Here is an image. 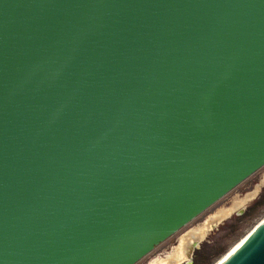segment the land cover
<instances>
[{
  "label": "water",
  "instance_id": "1",
  "mask_svg": "<svg viewBox=\"0 0 264 264\" xmlns=\"http://www.w3.org/2000/svg\"><path fill=\"white\" fill-rule=\"evenodd\" d=\"M263 167L264 0H0V264H137Z\"/></svg>",
  "mask_w": 264,
  "mask_h": 264
},
{
  "label": "rangeland",
  "instance_id": "2",
  "mask_svg": "<svg viewBox=\"0 0 264 264\" xmlns=\"http://www.w3.org/2000/svg\"><path fill=\"white\" fill-rule=\"evenodd\" d=\"M246 196L248 198L244 199ZM263 200L264 167L242 182L176 234L158 245L137 264H172L174 259L180 262L183 260V256L179 251L181 243L179 239L190 232L199 230L209 217L228 208L227 211L231 213L210 227L201 239H198L196 243L194 242L195 244H191L192 248L190 250L187 249L185 258L182 262V264H202L197 262V260L207 254L210 256V261L207 264H213L225 254L234 243L240 240V238H242L262 217H264ZM254 205L259 207L251 212L249 211L250 213H248V216L244 219H239ZM178 262L177 264H179Z\"/></svg>",
  "mask_w": 264,
  "mask_h": 264
},
{
  "label": "bare ground",
  "instance_id": "3",
  "mask_svg": "<svg viewBox=\"0 0 264 264\" xmlns=\"http://www.w3.org/2000/svg\"><path fill=\"white\" fill-rule=\"evenodd\" d=\"M231 212H228L227 209L220 211L217 214H214L213 216L209 217L204 225L197 231H193L190 232L188 234H186L184 237H181L179 239L180 243V247H179V251L182 253V256L185 255V240L187 238H193V240L196 241L198 239H201L203 235H205V233L210 229V227H212L214 224H216L219 220H221L222 218H224L225 216L229 215ZM264 220V217H262L242 238H240V240H238L236 243H234L232 245V247L225 253L223 254L218 260H216L213 264H218L220 261H222V259H224L227 255H229L232 251H234ZM202 231V233H201ZM179 243V242H178ZM177 257V256H176ZM174 258V257H172ZM180 258V257H179ZM176 259L173 260L174 264H177L178 261H175ZM158 261V260H157ZM163 261V260H162ZM172 263V264H173ZM180 263V262H178Z\"/></svg>",
  "mask_w": 264,
  "mask_h": 264
},
{
  "label": "trees",
  "instance_id": "4",
  "mask_svg": "<svg viewBox=\"0 0 264 264\" xmlns=\"http://www.w3.org/2000/svg\"><path fill=\"white\" fill-rule=\"evenodd\" d=\"M264 202V200L262 201V203ZM259 206H256V205H254L252 208H250V209H248V211L241 217V218H239V219H244L246 216H248V213H250L252 210H255V209H257ZM250 211V212H249ZM210 261V256L209 255H204V256H202V257H200V258H198V260H197V262H200V263H202V264H207L208 262Z\"/></svg>",
  "mask_w": 264,
  "mask_h": 264
},
{
  "label": "flooded vegetation",
  "instance_id": "5",
  "mask_svg": "<svg viewBox=\"0 0 264 264\" xmlns=\"http://www.w3.org/2000/svg\"><path fill=\"white\" fill-rule=\"evenodd\" d=\"M248 197L246 196L244 199H247ZM228 209V208H227ZM194 238V237H193ZM193 238H187L186 240H185V246H186V248H185V255H186V252H187V249H189L190 247H191V244H193L195 241L193 240ZM195 244V243H194ZM185 255L183 256V260H184V258H185ZM166 258V257H165ZM183 260H181L180 261V263L179 264H182V262H183Z\"/></svg>",
  "mask_w": 264,
  "mask_h": 264
}]
</instances>
